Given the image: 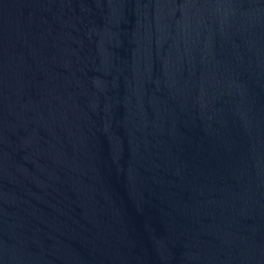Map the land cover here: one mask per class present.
I'll return each instance as SVG.
<instances>
[{"label":"water","instance_id":"95a60500","mask_svg":"<svg viewBox=\"0 0 264 264\" xmlns=\"http://www.w3.org/2000/svg\"><path fill=\"white\" fill-rule=\"evenodd\" d=\"M0 264H264V0H0Z\"/></svg>","mask_w":264,"mask_h":264}]
</instances>
